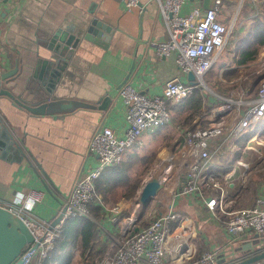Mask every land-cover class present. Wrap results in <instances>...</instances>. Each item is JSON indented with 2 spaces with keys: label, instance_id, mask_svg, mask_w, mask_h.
Masks as SVG:
<instances>
[{
  "label": "crops",
  "instance_id": "crops-1",
  "mask_svg": "<svg viewBox=\"0 0 264 264\" xmlns=\"http://www.w3.org/2000/svg\"><path fill=\"white\" fill-rule=\"evenodd\" d=\"M214 1L187 0L183 4V14H190L195 7L206 10ZM139 2L141 7L129 10L124 0H0V74L16 66L20 68L16 80L1 82L0 89H10L14 93L28 82L39 59L37 51L47 42L48 34L57 30L75 35L83 33L94 18L114 29L106 47L98 43L104 40L97 35L93 36L94 41L80 42L54 92L55 98L82 100L98 105V108H79L56 115H33L13 105L9 97L0 95V116L26 153L25 158L16 160L21 154L16 148L8 151L5 157H1L0 151V205L11 206L16 191L43 190L44 200L36 204L32 214L37 220L54 221L58 217L60 203L71 192L80 175L99 165L98 157L89 151L94 133L103 125H108L120 135L124 134L127 126L126 106L119 94L120 87L129 82L136 87L143 86L148 94L155 95L163 93L168 80L180 78L190 83L188 74H184L177 65L176 53L160 57L154 47L155 43L169 38L158 1ZM222 4V10L230 12L233 17H228L229 14L225 17L222 11L221 19L230 27L231 35L226 54L223 50L209 71L208 80L216 92L206 95L201 90L204 112L195 117L191 126L179 125L181 139L176 149L185 145L184 131L209 124L206 118L200 120L206 108L210 111L218 102L223 103L227 98L236 96L232 93L235 90L246 92L248 99L257 97L259 86L248 81H252L254 76L258 79L264 68V13H259L258 21L253 18L249 20L254 21L253 30L241 33L242 21L238 12L233 10L235 0H222ZM101 32L108 34L106 30ZM255 49L258 50L256 60L240 63L246 52ZM256 64L259 69L254 71L252 67ZM106 98H109L106 108L100 109ZM181 110L175 114L172 112L169 125L145 132L125 152L124 158H133L135 153L157 143L159 137L167 136L166 131L170 125H174L177 114H184ZM263 132L264 119L249 128L246 138L257 137ZM213 145L210 147V158L202 164L200 190L182 194L186 178L178 176L167 185L170 193L166 201H157L155 204L154 211L158 210L159 215L171 210L180 215L170 224L172 236L166 259L172 260L173 248L181 243L188 245L195 256L207 251L217 252L218 264H249L251 259L264 255V236L249 233L232 241V236L225 229L228 215L220 211L214 214L207 207L206 200L220 197L223 193L225 209L231 212L233 208L228 207H234L244 192H251L252 206L259 196L264 195V181L259 183L257 189L249 187L236 191L232 183L234 180L225 187L235 169L233 165L217 166L218 163L211 159V151L215 148ZM239 150L236 152L238 155L241 153ZM124 158L106 168L96 181L97 198L91 205V216L78 218L74 224L69 223L70 229L76 227L79 232L88 221L93 223L95 236L92 254L86 257V262L90 264H100L114 256L125 239L124 223L135 216L132 215L135 212L134 205L138 210L140 208L137 199L144 185L134 183L129 190L131 192L128 193L127 188L113 203L107 197L115 188L131 184L130 165L126 164ZM47 180L57 193L47 188ZM156 196L151 204L157 200ZM77 222L81 224L76 226ZM138 226L142 229L147 226V222L141 225L138 222ZM78 247L71 246L66 257L75 254Z\"/></svg>",
  "mask_w": 264,
  "mask_h": 264
},
{
  "label": "built area",
  "instance_id": "built-area-1",
  "mask_svg": "<svg viewBox=\"0 0 264 264\" xmlns=\"http://www.w3.org/2000/svg\"><path fill=\"white\" fill-rule=\"evenodd\" d=\"M157 1L169 38L154 44L156 52L160 57L176 53L179 69L184 74L193 72L198 84L191 85L180 78H174L165 83L162 94L150 95L143 86L124 83L119 89L126 106L127 126L124 134L120 135L108 125H103L94 133L89 151L98 157L99 165L80 175L71 192L60 203L59 214L54 221L37 220L32 214L36 204L44 200L45 191L28 189L14 192L11 206L4 207L25 222L34 235L35 242L39 243L32 256L39 255L38 264H43L48 257L69 219L91 216V205L97 198L96 181L105 169L121 162L125 152L145 132L172 122L170 104L184 101L204 82V77L229 43L231 29L221 19L222 0H215L206 10L195 7L188 15L182 11L187 0ZM124 2L129 10L141 7L139 0ZM232 93L236 96L227 98L226 102L216 105L207 114L209 124L206 127L184 131L185 145L180 151V164L176 172V177L186 178L182 194L200 190L202 164L210 158L212 144L231 135L236 141L245 138L249 128L264 119V79L254 99H248L244 91L235 90ZM173 158L170 157L169 160ZM46 186L51 192L57 193L48 180ZM224 197L223 193L220 197H210L206 200V205L214 214L220 211L228 215L225 229L232 236V241L249 233L264 236V195L259 196L252 206L231 212L225 209ZM178 217L180 215L171 210L153 219L138 232H133L132 225L138 216L129 218L123 226L124 241L112 258L100 264H218L217 252L207 251L195 256L188 245L181 243L173 248L172 260L166 259L172 236L170 224Z\"/></svg>",
  "mask_w": 264,
  "mask_h": 264
},
{
  "label": "water",
  "instance_id": "water-1",
  "mask_svg": "<svg viewBox=\"0 0 264 264\" xmlns=\"http://www.w3.org/2000/svg\"><path fill=\"white\" fill-rule=\"evenodd\" d=\"M100 29L106 30L108 34H104ZM113 30L98 18H94L85 27L83 33L75 35L69 31L57 30L50 35L48 34L47 42L37 51L39 59L26 85L16 93L10 89L1 88L0 95L9 97L13 105L33 115H56L72 112L79 108H98V105L82 100L55 98L54 92L80 42L83 40L94 41L93 36L97 35L103 37L104 40L98 43L106 47ZM97 40L95 41L97 42ZM19 73L20 68L16 66L13 70L0 74V83L15 81ZM188 79L191 85L198 84L193 72L188 74ZM106 99L101 104L102 106H99L100 109L106 108L109 98ZM14 148L21 153L20 156L16 157V160L26 157L22 146L0 116L1 157H5L8 151ZM165 184L166 181L158 173L153 174L145 182L137 199L141 212L139 217L133 220V232L139 231V220L145 215L154 197L164 189ZM38 246L39 243L35 242L34 235L25 222L0 205V264H29ZM248 263L264 264V255L255 257Z\"/></svg>",
  "mask_w": 264,
  "mask_h": 264
},
{
  "label": "rangeland",
  "instance_id": "rangeland-1",
  "mask_svg": "<svg viewBox=\"0 0 264 264\" xmlns=\"http://www.w3.org/2000/svg\"><path fill=\"white\" fill-rule=\"evenodd\" d=\"M234 11L238 12L237 15L240 17V20L242 21L241 24V33H245L249 30H253L254 24H252L254 21H249L250 19H255L258 21L260 14L264 13V0H235L234 5ZM223 14L228 17H233V14L230 15V12H227L225 9L222 10ZM232 13V12H231ZM260 13V14H259ZM228 23V21H227ZM226 47L224 50V55L227 51ZM257 62V61H256ZM258 65L252 67V70H257ZM261 69V68H260ZM210 76V73L204 77V82L200 84V90H202L206 95H214L216 92L215 88L209 83L208 77ZM264 79V68L261 69L260 74L258 76V79L254 78L252 81H248L252 85L256 83L257 86L260 85L261 81ZM221 103L218 102L217 105ZM215 106H213L210 111L208 108H206V112L204 115H202L200 120H203V118H206L207 114H210L211 111L214 109ZM209 111V112H208ZM174 114V113H173ZM188 113H184L183 115L177 114L175 117L178 121H182L180 119L186 118ZM175 116V115H174ZM174 119V118H173ZM176 120V121H177ZM174 120V125H170V128L166 131L167 136L164 135L162 137H159V140L157 143L153 144L152 147L149 149L141 150L137 153H135L133 158H130L129 156L124 158V161H126V164L130 165L129 168V176L131 180V184L129 186H119L114 189L111 194H108L107 197H109V201L113 203L118 196L123 195L128 188V193L131 186L135 183L136 185H144L145 181L149 179V177L153 173L160 174L162 179H166V186L170 185L172 180H175L176 178V172L179 168L180 164V151L182 150L181 147H178L179 144V134L181 132V128L179 127V124L176 123ZM178 126V127H177ZM187 127V126H185ZM256 138V139H254ZM254 139V140H253ZM241 141H236L235 137L231 135L229 138L225 139L223 142H216L214 143L211 151V159L218 163L217 166H223V165H233L235 172L234 175L229 179L228 183L225 185V187L229 186V182L231 180H234L232 183L235 184V190L241 191L246 188L251 187V189H257L260 182L264 181V132L260 134L257 137H245L242 139H239ZM254 142H253V141ZM238 148L240 149L239 155L237 152ZM170 157H174L173 159L169 160ZM179 162H178V160ZM233 161V162H232ZM168 168L169 174L166 175V169ZM168 186L165 187L157 196V200L151 204L149 209H147L146 214L141 218L139 221L140 225L142 222H147L149 224L153 219L160 217L157 213L158 210L154 211L155 204L157 201L159 202H165L168 194L170 191H167ZM245 188H244V187ZM229 189V187L227 188ZM253 192V190H252ZM261 194V192L259 193ZM253 197V193L251 192H244L241 196V198L237 201V203H234V207H228L233 208L232 211L240 209L242 207H248L251 205L250 200ZM111 198V199H110ZM108 201V202H109ZM109 202V203H110ZM166 208V207H165ZM138 208L134 205V211L132 212V215H136ZM166 210V209H164ZM168 213V212H167ZM129 219V218H128ZM75 249V248H74ZM73 250V249H72ZM71 262L70 264H82L83 258H82V251L77 248L76 253L70 256Z\"/></svg>",
  "mask_w": 264,
  "mask_h": 264
},
{
  "label": "trees",
  "instance_id": "trees-1",
  "mask_svg": "<svg viewBox=\"0 0 264 264\" xmlns=\"http://www.w3.org/2000/svg\"><path fill=\"white\" fill-rule=\"evenodd\" d=\"M264 37V36H263ZM264 44V38L262 40ZM258 50L255 49L253 51L246 52L240 63H247L248 61H253L257 59ZM171 111L175 114V112L180 109L183 113H188L186 118L180 119L182 121H178L176 118L174 119L176 123L180 126H191L192 122L194 121L195 117L202 114L204 112V97L199 88L194 89L193 93L184 101L180 102L179 104H170ZM181 139V138H180ZM180 143V142H179ZM78 218H71L69 219L62 232L60 237L57 239L55 246L53 249L49 251L48 257L44 260L43 264H70L71 258L66 257V254L69 252L70 247L79 246L78 249L82 251V264H90L86 262L88 256H90L93 249V241L95 236V231L93 228V223L88 221L85 224L84 229L79 232L78 228H69V223L74 224V220ZM81 219V218H79ZM81 224L80 222L76 223V226ZM68 225V226H67ZM87 257V258H86ZM39 255H36L32 258L30 264H38L39 263Z\"/></svg>",
  "mask_w": 264,
  "mask_h": 264
},
{
  "label": "bare ground",
  "instance_id": "bare-ground-1",
  "mask_svg": "<svg viewBox=\"0 0 264 264\" xmlns=\"http://www.w3.org/2000/svg\"><path fill=\"white\" fill-rule=\"evenodd\" d=\"M166 174H169V172H168V168L166 169ZM140 212H141V209L139 208V210H138V212H137V214H136V217H137V216L139 217Z\"/></svg>",
  "mask_w": 264,
  "mask_h": 264
}]
</instances>
